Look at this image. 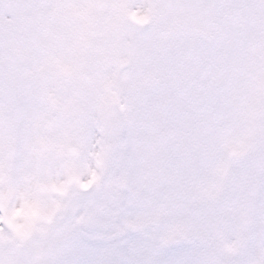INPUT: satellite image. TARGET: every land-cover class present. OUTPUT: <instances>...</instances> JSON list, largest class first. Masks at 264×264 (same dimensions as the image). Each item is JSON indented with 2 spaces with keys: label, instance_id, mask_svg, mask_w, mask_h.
I'll return each instance as SVG.
<instances>
[{
  "label": "snow or ice",
  "instance_id": "6c2138e0",
  "mask_svg": "<svg viewBox=\"0 0 264 264\" xmlns=\"http://www.w3.org/2000/svg\"><path fill=\"white\" fill-rule=\"evenodd\" d=\"M0 264H264V0H0Z\"/></svg>",
  "mask_w": 264,
  "mask_h": 264
}]
</instances>
